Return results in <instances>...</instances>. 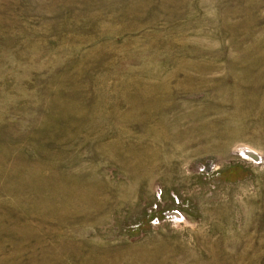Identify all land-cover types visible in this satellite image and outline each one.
Returning <instances> with one entry per match:
<instances>
[{
	"label": "rangeland",
	"instance_id": "rangeland-1",
	"mask_svg": "<svg viewBox=\"0 0 264 264\" xmlns=\"http://www.w3.org/2000/svg\"><path fill=\"white\" fill-rule=\"evenodd\" d=\"M0 264H264V0H0Z\"/></svg>",
	"mask_w": 264,
	"mask_h": 264
}]
</instances>
